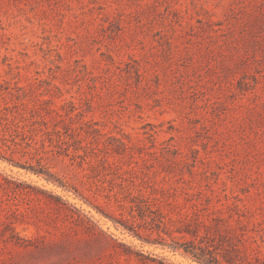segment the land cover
<instances>
[{"label":"rangeland","instance_id":"obj_1","mask_svg":"<svg viewBox=\"0 0 264 264\" xmlns=\"http://www.w3.org/2000/svg\"><path fill=\"white\" fill-rule=\"evenodd\" d=\"M143 192L264 264V0H0V264H204Z\"/></svg>","mask_w":264,"mask_h":264},{"label":"trees","instance_id":"obj_2","mask_svg":"<svg viewBox=\"0 0 264 264\" xmlns=\"http://www.w3.org/2000/svg\"><path fill=\"white\" fill-rule=\"evenodd\" d=\"M6 109H9L8 107ZM16 165H21L30 169L36 173H44L42 170H37V168L25 166L20 164L19 162H14ZM166 188H161V190H165ZM174 191L178 189V187L173 188ZM201 193V191H198ZM193 196V194H189ZM138 200L133 205V213L132 216L135 222L129 223L128 221L122 222L125 228L132 231L135 236H138L145 241L151 242L150 240H146L147 238H143V235L140 233V227H146L149 229L155 228H163L167 233H170L166 229L165 217L166 214L160 209V207L154 208L153 201L157 199L153 192L145 193L139 195ZM191 203V207L193 208L192 212H186V216L189 217L186 224L176 226V230L180 233L179 238H184L183 241L180 239H176V236L172 235L171 243H163L162 245L167 246L173 250L182 249L184 253L191 255L194 259L198 260L204 264H221L219 257L217 256V252L215 249L211 247L215 244H212L209 239L206 240L205 236L199 234V227L201 224H205V221L202 219L201 212L206 208L203 207V203L196 199L191 198L188 199ZM140 219V222H136ZM115 221H119L115 219ZM194 227H191L192 225ZM190 234V237L188 236ZM208 237V236H206ZM209 240V241H208Z\"/></svg>","mask_w":264,"mask_h":264}]
</instances>
